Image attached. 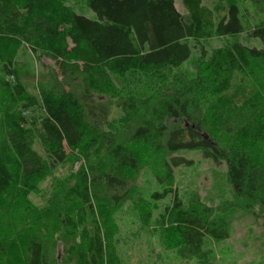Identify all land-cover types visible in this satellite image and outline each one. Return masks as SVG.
<instances>
[{"label":"trees","instance_id":"1","mask_svg":"<svg viewBox=\"0 0 264 264\" xmlns=\"http://www.w3.org/2000/svg\"><path fill=\"white\" fill-rule=\"evenodd\" d=\"M177 1L0 0V264H120L104 230L126 207L207 262L206 239L230 229L181 195L175 169L195 151L224 166L230 208L264 222V0H180L187 13ZM214 37L226 43L209 50ZM77 162L32 206L43 180ZM144 169L157 188L139 184Z\"/></svg>","mask_w":264,"mask_h":264},{"label":"rangeland","instance_id":"2","mask_svg":"<svg viewBox=\"0 0 264 264\" xmlns=\"http://www.w3.org/2000/svg\"><path fill=\"white\" fill-rule=\"evenodd\" d=\"M210 1L205 0L207 4H210ZM177 7L181 12L187 13L180 0L177 1ZM83 11L90 17L95 16L89 8H84ZM238 39L250 46L260 45L259 39L248 40L245 33ZM225 43V38L214 37L207 47L211 50ZM197 57L198 54L195 52L192 59L183 66L185 72L195 73L194 65ZM40 68L47 72L58 70L55 61L47 56H42ZM25 81L31 91H37L36 80L28 78ZM187 155L194 159V165L175 169L176 181L183 199L186 204L201 201L212 207L215 218L224 220L229 226L230 237L221 241L207 238L205 250H208L210 257L207 262H204L180 251V241L171 232H168L167 236L159 234L156 221H152L149 227L144 226L136 217V212L126 207L121 212L111 215L109 227L104 230L105 238L112 237L111 242L119 255L118 262L120 264H264L263 219L241 208V204L240 207L230 208L234 203L239 202L228 185L223 165H215L212 161L204 159L197 151ZM80 165L81 162H77L74 168L70 163L59 166L31 194L32 206L37 209L44 207L58 185L62 184L70 172H73V169L77 170ZM143 171L139 184L145 189L157 188V185H151L154 182L152 176L148 175L145 169ZM169 203L168 197L160 201L158 205L152 204V206L159 207L157 210L160 211ZM158 211L155 213L157 214ZM62 247L63 243L60 241L54 252L53 249L51 251L61 258Z\"/></svg>","mask_w":264,"mask_h":264}]
</instances>
